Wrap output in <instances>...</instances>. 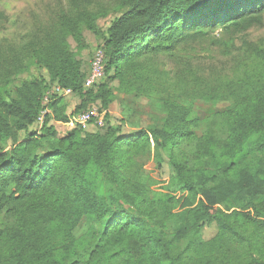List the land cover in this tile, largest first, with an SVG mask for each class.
<instances>
[{
    "label": "trees",
    "instance_id": "1",
    "mask_svg": "<svg viewBox=\"0 0 264 264\" xmlns=\"http://www.w3.org/2000/svg\"><path fill=\"white\" fill-rule=\"evenodd\" d=\"M73 4L26 55L48 83L10 87L27 67L17 60L0 78V264H264V44L234 52L233 41H215L230 69L208 84L184 71L176 84L143 61L200 45L216 28L232 36L260 26L264 0H122L102 38L103 77L90 88L68 38L83 50L81 29L96 33L97 17ZM113 82L149 100L153 125L141 127L128 108L108 124ZM54 84L81 108L99 103L104 127L60 134L54 123L73 115L57 98L37 129ZM197 101L227 104L201 134ZM149 159L170 167L168 189L181 197L150 191L140 163ZM210 225L217 234L203 241Z\"/></svg>",
    "mask_w": 264,
    "mask_h": 264
},
{
    "label": "rangeland",
    "instance_id": "2",
    "mask_svg": "<svg viewBox=\"0 0 264 264\" xmlns=\"http://www.w3.org/2000/svg\"><path fill=\"white\" fill-rule=\"evenodd\" d=\"M72 2V0H71ZM70 0H0V78L5 75L8 65L12 68L11 61L17 62L24 67V71L17 76H11L10 87L19 85L22 81L31 78H39L48 83V74L43 68L36 65H30L27 53L31 46L36 42L38 33L42 31L41 27L50 22L58 20V14L64 9H68ZM122 0H74L72 5L74 10L91 13L97 17V32L93 33L86 28L81 29L84 38L85 48L79 50L77 44L72 38H68V44L71 50L76 54L77 58L82 62V69L85 75H88L90 63L101 50L102 38L111 22L119 17L124 9L122 8ZM233 41L236 50L241 49L244 43L250 46L264 44V15L263 22L258 27H252L248 31L232 36L226 35L220 28H216L211 33L208 40L203 41L200 45L192 44L180 48L175 56L167 57L163 54L151 55L143 59L146 64L165 73L171 81L176 79L177 73H192L194 80H200L203 84H208L218 76H222L223 72H228L230 66L225 61L224 51L215 41ZM224 59V61H223ZM228 62L225 67H221L222 63ZM12 72L8 73V75ZM184 75V74H183ZM183 78L186 82L193 80L191 76ZM100 81V80H99ZM176 84L179 80L174 81ZM178 86V85H177ZM114 94V100L108 108V124L116 123L122 117L124 108L130 109L132 114L139 120L141 127L153 125L156 119V112L151 108V103L145 97H137L135 95H125L116 91L117 83L111 84ZM87 88V87H86ZM67 115H77L87 108L99 103L88 104L81 108V101L75 94L62 100ZM226 103L221 102L216 105L205 104L197 101L193 110L200 121V130L198 134L203 133L206 128L207 118L214 113L224 110ZM60 134L71 130L62 127L59 123H54ZM82 129L86 132H94L97 130L91 123ZM131 131V130H127ZM142 165L141 173L144 177L145 184L149 186L150 191L160 194H171L176 199L181 197L180 193L172 194L169 188V179L173 176V172L167 164L157 166L152 159L140 161ZM178 209V208H177ZM178 211V210H176ZM82 231L80 226L76 230V235ZM217 234L214 225L205 226L202 231V240L209 241Z\"/></svg>",
    "mask_w": 264,
    "mask_h": 264
},
{
    "label": "built area",
    "instance_id": "3",
    "mask_svg": "<svg viewBox=\"0 0 264 264\" xmlns=\"http://www.w3.org/2000/svg\"><path fill=\"white\" fill-rule=\"evenodd\" d=\"M103 59V52L102 50H99L97 55H95L90 63V70L84 81L85 88H90L103 77ZM71 95L72 92L70 89L63 88L57 84L50 86L41 98V109L37 116L35 127H37V129H40L44 124L45 118L51 114V110L48 107L51 100L57 98H66ZM104 118L105 112L102 111L99 106L94 105L75 116H71L69 118V122L67 124H64L63 126L68 129H74L75 127H85L87 124L92 123L98 128H103Z\"/></svg>",
    "mask_w": 264,
    "mask_h": 264
},
{
    "label": "crops",
    "instance_id": "4",
    "mask_svg": "<svg viewBox=\"0 0 264 264\" xmlns=\"http://www.w3.org/2000/svg\"><path fill=\"white\" fill-rule=\"evenodd\" d=\"M62 127H64L63 125H62ZM66 128V127H65Z\"/></svg>",
    "mask_w": 264,
    "mask_h": 264
}]
</instances>
